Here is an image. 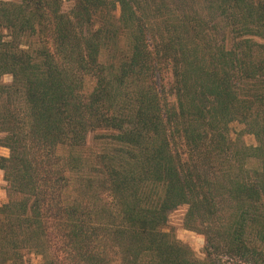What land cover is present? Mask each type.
I'll use <instances>...</instances> for the list:
<instances>
[{"label": "trees", "instance_id": "16d2710c", "mask_svg": "<svg viewBox=\"0 0 264 264\" xmlns=\"http://www.w3.org/2000/svg\"><path fill=\"white\" fill-rule=\"evenodd\" d=\"M0 135V264H264V0H0Z\"/></svg>", "mask_w": 264, "mask_h": 264}, {"label": "rangeland", "instance_id": "374dc122", "mask_svg": "<svg viewBox=\"0 0 264 264\" xmlns=\"http://www.w3.org/2000/svg\"><path fill=\"white\" fill-rule=\"evenodd\" d=\"M5 83H10L11 78L5 77ZM1 137V135H0ZM94 135L89 137V142L92 143L94 140ZM1 147V146H0ZM4 148V147H1ZM7 152L9 155L8 149L5 148L4 151L0 149V157L3 156V153ZM8 201L7 195V183L4 179V172L0 170V205L4 204ZM187 212V207L183 206L174 211L169 218V222L167 224V229L174 235V237L182 242L183 244L188 245L195 256L199 259L204 257V246H205V238L203 235L198 234L196 232L188 231L184 228V219Z\"/></svg>", "mask_w": 264, "mask_h": 264}, {"label": "crops", "instance_id": "0c3cea01", "mask_svg": "<svg viewBox=\"0 0 264 264\" xmlns=\"http://www.w3.org/2000/svg\"><path fill=\"white\" fill-rule=\"evenodd\" d=\"M0 149H2V151L5 150V148H1V147H0ZM3 156H4V157H7V156H8V153H7V152H4V153H3Z\"/></svg>", "mask_w": 264, "mask_h": 264}]
</instances>
